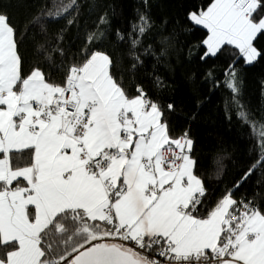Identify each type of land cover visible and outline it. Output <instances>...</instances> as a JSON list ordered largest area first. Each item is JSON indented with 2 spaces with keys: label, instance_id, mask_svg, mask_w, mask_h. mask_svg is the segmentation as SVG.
<instances>
[{
  "label": "snow or ice",
  "instance_id": "snow-or-ice-1",
  "mask_svg": "<svg viewBox=\"0 0 264 264\" xmlns=\"http://www.w3.org/2000/svg\"><path fill=\"white\" fill-rule=\"evenodd\" d=\"M261 9L264 0H211L191 13L207 30L205 56L226 45L249 65L264 55L254 46L264 36ZM149 24L140 17L133 50ZM16 35L0 13V264H264V207L233 195L264 164V139L257 163L197 215L207 189L193 141L169 134L142 86L125 89L99 50L67 67L59 84L39 67L22 75ZM228 75L235 99L234 68ZM238 118L255 134L242 107Z\"/></svg>",
  "mask_w": 264,
  "mask_h": 264
},
{
  "label": "trees",
  "instance_id": "trees-1",
  "mask_svg": "<svg viewBox=\"0 0 264 264\" xmlns=\"http://www.w3.org/2000/svg\"><path fill=\"white\" fill-rule=\"evenodd\" d=\"M210 3L75 0L74 6L68 7L73 0H0V13H6L17 30L22 75L39 67L49 82L59 84L65 69L82 63L86 51L105 52L113 61L110 71L114 79L131 92L136 85L142 86L147 97L164 110L173 138L188 134L193 141L195 174L207 189L197 215H205L206 209L257 163L264 139L260 135L264 132V55L249 65L226 45L216 56H205L202 42L207 30L192 23L189 15ZM57 11L62 15L56 16ZM260 11L264 14V9ZM141 16L150 24L133 50L131 39ZM93 33L96 39L86 43ZM254 46L264 52V36H259ZM134 56L139 61H134ZM232 68L239 88L235 99L226 87ZM169 104L174 106L171 111ZM241 107L249 121L255 122V134L252 123L238 118ZM27 159V154L18 155L15 163L24 166ZM233 195L264 207V164L257 165Z\"/></svg>",
  "mask_w": 264,
  "mask_h": 264
},
{
  "label": "rangeland",
  "instance_id": "rangeland-1",
  "mask_svg": "<svg viewBox=\"0 0 264 264\" xmlns=\"http://www.w3.org/2000/svg\"><path fill=\"white\" fill-rule=\"evenodd\" d=\"M207 9V8H206ZM206 9H204V10H206ZM204 10H201V11H204ZM200 12V11H199ZM198 14V13H197Z\"/></svg>",
  "mask_w": 264,
  "mask_h": 264
},
{
  "label": "built area",
  "instance_id": "built-area-1",
  "mask_svg": "<svg viewBox=\"0 0 264 264\" xmlns=\"http://www.w3.org/2000/svg\"><path fill=\"white\" fill-rule=\"evenodd\" d=\"M147 243V241H145Z\"/></svg>",
  "mask_w": 264,
  "mask_h": 264
}]
</instances>
